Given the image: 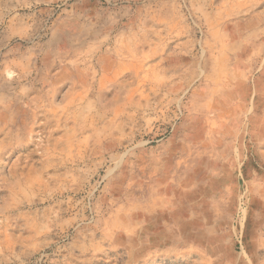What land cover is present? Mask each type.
I'll list each match as a JSON object with an SVG mask.
<instances>
[{"label": "rangeland", "instance_id": "obj_1", "mask_svg": "<svg viewBox=\"0 0 264 264\" xmlns=\"http://www.w3.org/2000/svg\"><path fill=\"white\" fill-rule=\"evenodd\" d=\"M0 264H264V0H0Z\"/></svg>", "mask_w": 264, "mask_h": 264}]
</instances>
